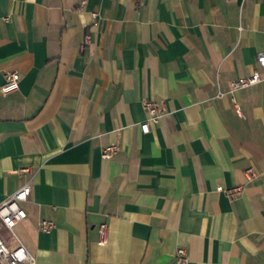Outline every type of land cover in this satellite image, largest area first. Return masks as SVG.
<instances>
[{"label":"crops","instance_id":"obj_1","mask_svg":"<svg viewBox=\"0 0 264 264\" xmlns=\"http://www.w3.org/2000/svg\"><path fill=\"white\" fill-rule=\"evenodd\" d=\"M262 50L264 0H0V85L20 74L0 93V203L31 188L20 264H264V80L235 92L242 116L227 93ZM144 98L165 106L148 132Z\"/></svg>","mask_w":264,"mask_h":264},{"label":"built area","instance_id":"obj_2","mask_svg":"<svg viewBox=\"0 0 264 264\" xmlns=\"http://www.w3.org/2000/svg\"><path fill=\"white\" fill-rule=\"evenodd\" d=\"M84 1H81V5ZM93 17L97 14L93 13ZM89 41V35L85 36V42ZM257 69L253 70L247 76H240L233 79L230 83L228 94L231 95V99L234 102L235 110L239 116H242L240 106L234 98L235 92L243 88L254 85L264 80V50L260 51L256 56ZM20 74L18 71H8L4 74V81L0 85V93L7 95L15 92L19 89ZM224 92H219L218 96L224 95ZM143 108L146 111V118L139 124L143 132H148L150 124H157L159 118L164 114L165 106L163 102H157L144 98L142 100ZM120 128L116 129L119 133ZM120 146L118 142L108 144L102 149L101 156L106 159H111L115 153L119 150ZM20 171H25L22 169ZM246 172L249 176H254L255 172L252 168H247ZM219 190L222 188L219 186ZM241 186H235L226 190L229 196H234L241 191ZM31 188L28 182L22 184L17 188L7 199L0 203V230L2 228L8 229L14 239L16 245L9 247L7 243L0 237V264H20V263H33L34 257L27 250L24 244L14 233L13 229L15 225L26 218L27 213L22 207V203L27 201ZM54 227V222L48 219H42L39 223V228L42 231L48 232ZM108 223L101 222L98 225V243L105 244L108 239ZM175 258L178 263H183L187 260V252L183 247H178L175 252Z\"/></svg>","mask_w":264,"mask_h":264}]
</instances>
